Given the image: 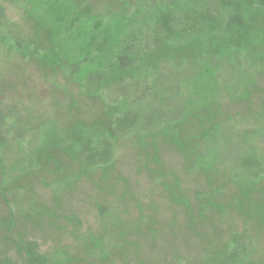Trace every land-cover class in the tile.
Here are the masks:
<instances>
[{"label": "rangeland", "instance_id": "rangeland-1", "mask_svg": "<svg viewBox=\"0 0 264 264\" xmlns=\"http://www.w3.org/2000/svg\"><path fill=\"white\" fill-rule=\"evenodd\" d=\"M152 1L161 8L169 2L79 0V3L84 9L90 8L103 17L104 23L110 15L122 16L126 20L137 16L139 19L132 27L133 34L146 30L150 34L145 41L144 36L140 37L134 51H139V61L147 62L151 70L164 63L173 67L178 63L176 61L192 65L197 58L204 60L205 48L197 45L203 35L199 31L196 35L180 36L178 51L174 49L177 52L169 53L167 61L162 63L161 57L166 54L163 53L164 43L152 37L151 32L154 26L150 18L156 13L149 8L153 6ZM145 3H150L147 9ZM4 5L8 19L16 27V37L33 43L37 41L36 44L51 49V53L67 55L65 62L69 57H72L70 63L76 61L72 55L76 51L74 44L65 42L57 34L40 30L19 5L10 1H5ZM139 6L141 14L147 15L141 17L136 11ZM177 6L181 7V4ZM182 15L176 11L172 15V27L176 33L181 31L178 21ZM55 36L57 43L53 40ZM187 44L192 49L185 47ZM37 51L41 52L40 48ZM31 55L0 45V108L3 107L0 115L14 112L19 125L28 130L19 142H15L14 137L9 138L3 162L10 168L7 187L16 200L8 197L7 201L17 206V218H14L21 227L17 233L26 241L36 243L39 253L46 254L58 264H214L221 245L228 242L232 233H239L246 235L252 243L253 247L248 248L249 262L264 264V223L251 216L246 219V215L234 207L221 214L211 208L202 216L198 214L197 208L205 201L196 196L216 191L214 189L222 186L225 175L217 174L208 179L199 172L189 174L187 156L159 136L139 142L136 135H129L115 143L113 162L104 175L102 172L93 178L75 175L78 167L73 153L79 146L80 137L93 139L97 128L107 126L110 121L107 102L100 95L99 86L108 89L121 76L138 78L144 73L140 66L118 72L117 65L111 64V56L103 58L107 61L106 66H111L96 70L102 72L105 69V73H101V77H105L103 82L96 84L95 78L87 80L79 74L81 70L76 74L77 65L48 67L37 63ZM249 67L250 64L244 63V73L250 79L248 83L240 76L228 83L226 89L217 87L215 94L213 89L208 90L206 93L210 94L205 100L209 99L206 105L212 119L257 133L255 149L264 164V63ZM4 123L0 124V131L6 135ZM200 128L189 121L184 132L192 136L198 134ZM34 136V139L40 137L39 148L40 143L47 147L45 151L40 149L37 162L31 163L26 158L30 147L22 149L20 145L23 141H31ZM236 150L235 147L217 149L221 158L215 166L216 173L232 172ZM42 151L46 154L45 159L41 158ZM69 175L72 182L66 181L53 197L57 180H66ZM236 187L233 185L224 191V197L219 194L212 197L224 205L234 194L237 196ZM253 188L251 198H264V176ZM172 194L184 202L173 201ZM5 209L0 197V213ZM62 212L72 218L60 219Z\"/></svg>", "mask_w": 264, "mask_h": 264}, {"label": "trees", "instance_id": "trees-1", "mask_svg": "<svg viewBox=\"0 0 264 264\" xmlns=\"http://www.w3.org/2000/svg\"><path fill=\"white\" fill-rule=\"evenodd\" d=\"M3 1L19 5L40 30L44 29L51 35L57 34L65 42L74 44L76 51L72 55L73 59L76 57V61L70 63L72 57H69L65 62L67 55L61 56L55 51L51 53V49L36 44L37 41L33 43L16 37V27L8 19ZM151 3L153 6L149 8L156 11L150 18L154 26L152 37L164 43L163 53H166L161 57L163 62L160 59L159 62H166L169 53L178 51L177 45L181 46L180 36L196 35L199 31L203 35L199 37L197 45L205 48L204 60L197 58L192 65L176 61L178 63L172 65L173 67L164 63L158 65V68L153 66L151 70L147 62L139 61V51H134L138 47L140 37L144 36L145 41L149 39L148 33L150 34L147 30L133 34L132 27L139 19L137 16L133 20H126L122 16L121 18L110 15L104 23L103 17H99L90 8L81 7L79 0H0V45L20 50L23 54H32L37 63L48 67L77 65L79 70L75 71L76 74L81 70L79 74L87 80L95 78L98 81L96 84L103 82L105 77L101 75L105 69L102 72L96 70L106 66L107 61H103V58L109 56L114 62L110 63L117 65L118 72L129 71L137 66L143 69V75L138 78L127 79L121 76L108 89L98 85L100 95L107 102L110 121L107 126L97 128L93 139L80 137V142L77 143L79 146L75 147L73 153L78 167L75 173L77 177L84 175L93 178L98 172L104 175L113 162L115 143L127 136L136 135L139 142L159 136L187 156L189 174L199 172L208 179L217 174L225 175L222 186L214 189L216 191L196 196L205 201L197 208L199 215L206 214L209 208L221 214L233 210L234 207L236 211L246 215V219L251 216L264 223V198H251L250 193L264 176V164L255 149L257 133L230 126V122L221 123L212 119L206 105L209 99L205 100V96L210 94L206 93L208 90L213 89L215 94L217 87L226 89L229 87L228 83L240 76L248 83L250 79L244 73V63L250 64L248 69L263 65L264 0H169L164 8L157 7L153 1ZM178 4H181V7H178ZM149 5L150 3H145V9ZM140 8H136V11L141 14ZM33 10L36 13L31 14ZM175 11L183 13L178 21L181 25L180 33L179 30L176 33L172 27V15ZM143 15L141 14V17ZM56 36L53 37L54 41ZM25 41L26 44H22ZM117 44L119 46H116ZM188 45L185 47L192 49ZM35 47L40 48L41 52ZM174 49L177 51H173ZM109 66L111 65L107 64L106 67ZM14 114L9 111L7 117L0 115V124L5 121L6 127V135L0 131V197L6 207L5 211L0 213V264H58L46 254L39 253L36 243L26 241L27 239L17 233L21 228L19 223H16L18 219L14 218L17 206L10 205L7 201L8 197L13 198V201L16 199L7 187L10 168L3 162L5 150L10 137L19 142L28 133L24 125H19V120ZM189 121L201 127L198 134L186 135L184 129ZM34 138L35 136L31 141H23L20 145L22 149L30 147L26 158L31 163L37 162L36 158L40 157L38 151H45L47 147L40 143L39 148L40 137ZM228 147L237 149L233 159L234 169L229 173H216L215 166L221 158L216 151ZM42 154L41 158L45 159L46 154L43 151ZM67 179L57 180L53 197H56L66 181L72 182L70 175ZM101 180L100 178L99 181ZM233 185H237V196L234 194L224 205L217 203V199L212 197L215 194L224 197V191ZM171 196L175 202H184V199L177 198L174 194ZM62 216L60 219L64 218L66 221L72 218H67L65 212H62ZM247 238L246 235L232 233L228 242L221 245L220 251L215 254L214 264H251L248 260V248L253 246Z\"/></svg>", "mask_w": 264, "mask_h": 264}]
</instances>
